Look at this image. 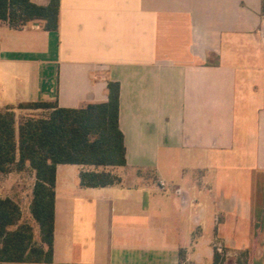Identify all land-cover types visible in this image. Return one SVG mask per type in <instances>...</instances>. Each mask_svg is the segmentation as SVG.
Listing matches in <instances>:
<instances>
[{
  "label": "crops",
  "instance_id": "crops-1",
  "mask_svg": "<svg viewBox=\"0 0 264 264\" xmlns=\"http://www.w3.org/2000/svg\"><path fill=\"white\" fill-rule=\"evenodd\" d=\"M261 8L262 0H60L57 32L0 23V110L106 102L108 83H120L122 184L82 187L83 167L58 165L50 264H221L217 253L225 264H264ZM159 180L169 188L158 190ZM35 183L28 170L0 174V198L20 205L38 239Z\"/></svg>",
  "mask_w": 264,
  "mask_h": 264
},
{
  "label": "trees",
  "instance_id": "trees-1",
  "mask_svg": "<svg viewBox=\"0 0 264 264\" xmlns=\"http://www.w3.org/2000/svg\"><path fill=\"white\" fill-rule=\"evenodd\" d=\"M0 23L15 30L37 23L44 31L57 32L60 0L46 6L31 0H0ZM126 154L119 82L108 83L106 102L78 108H63L57 101L23 102L0 110V174L34 173L30 212L39 228L37 239L32 224L21 222L20 205L0 198V263H53L58 165L83 167L82 187L105 188L122 184L116 171L127 167ZM239 255L245 258L247 252ZM215 260L225 264L227 259L217 253Z\"/></svg>",
  "mask_w": 264,
  "mask_h": 264
},
{
  "label": "built area",
  "instance_id": "built-area-1",
  "mask_svg": "<svg viewBox=\"0 0 264 264\" xmlns=\"http://www.w3.org/2000/svg\"><path fill=\"white\" fill-rule=\"evenodd\" d=\"M156 187L158 190L164 191L169 188V185L165 181L159 180Z\"/></svg>",
  "mask_w": 264,
  "mask_h": 264
},
{
  "label": "rangeland",
  "instance_id": "rangeland-1",
  "mask_svg": "<svg viewBox=\"0 0 264 264\" xmlns=\"http://www.w3.org/2000/svg\"><path fill=\"white\" fill-rule=\"evenodd\" d=\"M70 167H72V166H70ZM72 169H74V168H72ZM205 234H206V236H208L209 234H211V236H212V235H213V231H212V230L210 231V230L208 229V230L205 232ZM211 236H210V237H211Z\"/></svg>",
  "mask_w": 264,
  "mask_h": 264
}]
</instances>
